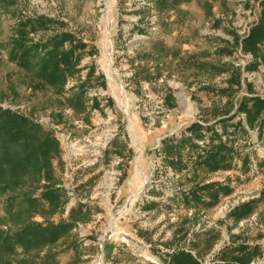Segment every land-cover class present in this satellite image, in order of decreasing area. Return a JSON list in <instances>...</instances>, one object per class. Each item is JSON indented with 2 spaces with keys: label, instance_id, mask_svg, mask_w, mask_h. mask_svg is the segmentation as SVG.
<instances>
[{
  "label": "rangeland",
  "instance_id": "374dc122",
  "mask_svg": "<svg viewBox=\"0 0 264 264\" xmlns=\"http://www.w3.org/2000/svg\"><path fill=\"white\" fill-rule=\"evenodd\" d=\"M157 1L0 2V124L26 133L20 143L0 141V264H170L179 250L204 264H235L231 249L241 246L254 254L250 264H264V136L241 114L220 122L249 93L264 99V53L253 69L243 51L261 0H185L165 9ZM35 17L53 22L31 33L33 42L69 32L86 46L64 97L31 90L8 60L16 25ZM84 82L87 112L77 115L64 98ZM192 124L210 126L234 149L230 170L197 167L196 157L220 140L212 130L200 139ZM182 138L198 148H182L176 171L163 144ZM213 183L230 193L219 192L212 206L206 192L202 203L184 202ZM248 203L251 213L234 220L232 211ZM31 225L58 228V238L27 251L16 239Z\"/></svg>",
  "mask_w": 264,
  "mask_h": 264
},
{
  "label": "trees",
  "instance_id": "16d2710c",
  "mask_svg": "<svg viewBox=\"0 0 264 264\" xmlns=\"http://www.w3.org/2000/svg\"><path fill=\"white\" fill-rule=\"evenodd\" d=\"M6 0H0L4 3ZM185 0H158V6L165 8H171L179 5ZM12 5L14 4L11 2ZM260 18L259 22L251 29L249 37L243 41V51L250 53L255 59L250 67L257 68L259 58L263 57L264 53V0L260 2ZM1 9V7H0ZM53 21L45 17L27 18L18 22L15 27L14 34L9 39L8 60L15 64L27 78V87L33 91L43 90L50 88L54 90L57 95L64 97L66 95L65 87L70 79H73L80 73L81 53L85 49V45L79 42L69 32H59L47 39L46 41L33 42L30 40L29 35L35 33L40 28L47 27ZM68 44V47L66 46ZM91 73L93 69L90 70ZM90 74V73H89ZM93 74V73H92ZM91 74V75H92ZM237 80V85H239ZM85 82L78 86L77 91L70 92L67 97L64 98L67 106L75 112L77 115H81L87 112L86 100H85ZM246 96L242 99L234 115L221 119L220 122L224 123L228 120L234 119L237 114L244 115L245 125L249 130H257L259 132V138L264 136V99L259 97ZM93 107L99 108V103L94 100ZM12 116V115H11ZM9 116L11 122H16L15 116ZM1 121V120H0ZM5 123V120H3ZM2 123V122H0ZM20 126L24 127L21 123ZM239 129L244 134H248L243 121L237 123ZM0 126H2L0 124ZM5 126V125H4ZM3 127V126H2ZM213 131L215 138L220 140L219 144H214V141H210L209 150L204 155H198L196 157V165L198 168H206L209 172L228 171L231 169L233 153L235 152L232 147L227 146L221 141V136L217 134V131L213 128L204 127L201 124H192L189 131L195 135H198L200 139H203L201 132ZM26 133L24 128L16 130H6V128H0V141L9 140L20 143L24 140ZM34 138L30 136L29 138ZM35 140V139H34ZM32 142L35 143L36 141ZM189 143L193 148L198 146L193 144V140L189 138H182L178 144L174 145L172 142L163 144V150L165 152L166 161L168 165L176 171L183 169L182 153L181 150ZM249 163V158H246L244 164ZM202 192H206L210 198V203L207 206L214 205L219 196V192H223L224 195L230 193V189L223 187L219 183L207 184L196 187L189 193L184 194V202L190 203L195 201L196 203H202ZM252 211V204H244L232 211L231 217L234 220L245 219ZM30 228H34L37 232V237L33 240L27 239V231L29 235H32ZM40 230V231H39ZM60 229L53 231L44 229L40 225H31L27 227L24 234L16 239V243L23 246L27 251L28 248L34 247L41 248L47 244L55 242L58 238L57 232ZM35 233L34 231H32ZM55 232V233H54ZM51 233L53 235L49 236ZM12 244H14L12 242ZM6 248L7 254L12 252L11 245ZM15 245V244H14ZM236 252L237 255L231 258V261L235 264H250V260L253 255L247 246H241L239 248L231 249ZM225 262V261H224ZM170 264H204L198 258L185 250H179L174 252L170 256Z\"/></svg>",
  "mask_w": 264,
  "mask_h": 264
}]
</instances>
